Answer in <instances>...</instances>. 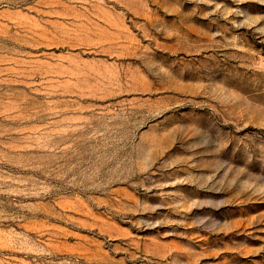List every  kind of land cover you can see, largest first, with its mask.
<instances>
[{
    "label": "rangeland",
    "instance_id": "1",
    "mask_svg": "<svg viewBox=\"0 0 264 264\" xmlns=\"http://www.w3.org/2000/svg\"><path fill=\"white\" fill-rule=\"evenodd\" d=\"M0 264H264V0H0Z\"/></svg>",
    "mask_w": 264,
    "mask_h": 264
}]
</instances>
